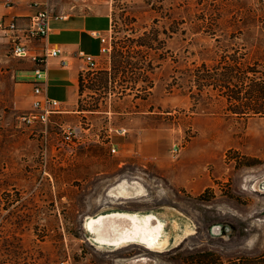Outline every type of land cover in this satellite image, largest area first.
Here are the masks:
<instances>
[{
  "label": "rangeland",
  "instance_id": "rangeland-1",
  "mask_svg": "<svg viewBox=\"0 0 264 264\" xmlns=\"http://www.w3.org/2000/svg\"><path fill=\"white\" fill-rule=\"evenodd\" d=\"M101 1L107 51L81 76L82 107L96 112L78 104L47 124L22 122L32 97L16 87L0 32V264L261 257L264 0ZM139 39L153 50L138 52ZM113 207L159 213L184 238L163 251L99 248L85 220Z\"/></svg>",
  "mask_w": 264,
  "mask_h": 264
},
{
  "label": "crops",
  "instance_id": "crops-1",
  "mask_svg": "<svg viewBox=\"0 0 264 264\" xmlns=\"http://www.w3.org/2000/svg\"><path fill=\"white\" fill-rule=\"evenodd\" d=\"M103 3L101 0H0V20L15 19L23 27L39 11L50 13L48 36L29 44V51L30 54H41L45 48L60 49L59 57L49 59L42 85L45 95L64 107L77 108L81 98L80 78L87 68L85 58L79 53L97 62L101 56L99 37L106 35L112 25L111 14ZM34 69L35 64L30 58H17L13 73L17 89L25 96L31 95L32 100ZM113 189L118 191V186ZM129 189L136 188L130 186ZM113 210L125 209L113 207Z\"/></svg>",
  "mask_w": 264,
  "mask_h": 264
},
{
  "label": "built area",
  "instance_id": "built-area-1",
  "mask_svg": "<svg viewBox=\"0 0 264 264\" xmlns=\"http://www.w3.org/2000/svg\"><path fill=\"white\" fill-rule=\"evenodd\" d=\"M37 6V5H35ZM50 13L41 10L32 17L27 26H20L14 20H0V32L9 36L13 46V54L17 58H30L35 64L33 95L31 102V110L23 114L20 120L25 124L34 127L36 124H47L53 115L64 113V106L57 100L51 99L45 95L42 81L45 80L48 61L51 58L59 57L61 51L59 48H45L41 54H30L29 44H33L39 40L45 39L50 32ZM102 49L101 54L107 51L106 35L99 37ZM79 56L86 60V71H93L97 67V61L94 58H89L82 52ZM65 64V62H63ZM64 143L74 144L77 134L70 131L64 133ZM63 143V142H62ZM115 150H113L114 152Z\"/></svg>",
  "mask_w": 264,
  "mask_h": 264
},
{
  "label": "bare ground",
  "instance_id": "bare-ground-1",
  "mask_svg": "<svg viewBox=\"0 0 264 264\" xmlns=\"http://www.w3.org/2000/svg\"><path fill=\"white\" fill-rule=\"evenodd\" d=\"M117 197L131 198L124 195ZM141 217L144 219L143 221L139 220ZM85 229L89 240L95 246L109 249L137 244L145 248L163 251L167 250L171 245H173L172 247L176 246L184 238L181 230L171 235L168 232L166 220L158 216L154 211L119 212L118 210H107L88 217L85 220ZM138 230L142 234L144 233L146 237L140 238L138 235H134Z\"/></svg>",
  "mask_w": 264,
  "mask_h": 264
},
{
  "label": "trees",
  "instance_id": "trees-1",
  "mask_svg": "<svg viewBox=\"0 0 264 264\" xmlns=\"http://www.w3.org/2000/svg\"><path fill=\"white\" fill-rule=\"evenodd\" d=\"M151 40L153 41H156L155 38H152ZM137 48V51L138 52H141V50L144 49H150V50H153V46L151 44H147L145 42H143L142 40H138L137 41V44L135 46ZM135 47H132V48H126L125 47H120L118 49V51L122 53H124L125 50H128V49H136ZM129 66L133 67L135 70L137 69H141V68H138L136 65H130ZM125 71H123L124 73ZM103 75V74H102ZM104 75H107V73H104ZM228 78V77H227ZM233 79V78H232ZM81 78H80V92H81V96H82V85H81ZM224 82V81H223ZM225 85H232L230 82L226 81L224 82ZM131 90H133V88H131ZM233 99L235 101H238L239 97L236 95V96H233ZM79 111H88V112H96L99 108L98 105H96L95 107H90L88 109H84L82 107V100L81 98L79 99ZM192 264H225L221 258H217V256L214 255V253H203L202 255H199L197 256L195 259H193V262ZM227 264H264V254L261 256V257H258L256 259H247V258H236V259H232V260H228L227 261Z\"/></svg>",
  "mask_w": 264,
  "mask_h": 264
},
{
  "label": "flooded vegetation",
  "instance_id": "flooded-vegetation-1",
  "mask_svg": "<svg viewBox=\"0 0 264 264\" xmlns=\"http://www.w3.org/2000/svg\"><path fill=\"white\" fill-rule=\"evenodd\" d=\"M119 212H123V210H118ZM139 220H144L142 217L141 218H139ZM134 235H138L140 238H142L143 236H145L146 237V235L143 233H141L139 230L136 232V233H134Z\"/></svg>",
  "mask_w": 264,
  "mask_h": 264
}]
</instances>
